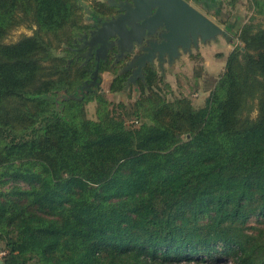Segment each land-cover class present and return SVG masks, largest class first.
<instances>
[{"label":"trees","instance_id":"trees-1","mask_svg":"<svg viewBox=\"0 0 264 264\" xmlns=\"http://www.w3.org/2000/svg\"><path fill=\"white\" fill-rule=\"evenodd\" d=\"M84 1L0 0L2 264H264V0L199 105L150 65L135 101L107 99L77 49ZM20 26L33 33L8 42Z\"/></svg>","mask_w":264,"mask_h":264},{"label":"water","instance_id":"water-1","mask_svg":"<svg viewBox=\"0 0 264 264\" xmlns=\"http://www.w3.org/2000/svg\"><path fill=\"white\" fill-rule=\"evenodd\" d=\"M117 6L121 12L116 18L106 20L91 32V45L100 43L106 48L112 40V48L123 56L132 54L140 47L142 54L135 53L131 65L139 69L155 58L173 61L181 50L198 47L200 41L207 42L219 34H230L227 28L191 3L190 0H132ZM157 36L158 39H153ZM136 45V46H135ZM97 50V52H98ZM99 68L96 70V73ZM3 260L0 259V264Z\"/></svg>","mask_w":264,"mask_h":264},{"label":"rangeland","instance_id":"rangeland-1","mask_svg":"<svg viewBox=\"0 0 264 264\" xmlns=\"http://www.w3.org/2000/svg\"><path fill=\"white\" fill-rule=\"evenodd\" d=\"M95 1L97 0L84 1V6L86 8L84 19L88 23H91L90 10L94 8L93 3H95ZM101 1H105L106 3L111 5V0ZM190 1L192 4L200 8L205 14H207L210 18L216 21L223 28H225V24H227L225 22H227V20L223 21L222 16L217 12L218 6H220V9H224L231 15H240L241 17L238 16V24H240V22L242 21H246L254 13V10L249 7V2L246 0H242L244 1L243 3L236 4H232V0H224L222 5H216L217 10L215 12L209 11L207 7H205L206 5L204 3H199L196 0ZM237 6L238 8H236ZM112 7L114 6L112 5ZM117 12L118 10L115 7L114 11L110 15H114ZM223 18H228V16H225ZM256 21L264 24V16L257 15ZM24 33L32 34L33 28L28 26H20L13 30L6 40L8 42L16 41ZM227 36L228 34H219L216 38H212L207 42L200 41L199 46L197 48L192 47V49L188 51L181 50L180 55L173 61L164 59L163 62L160 63V61H158L157 59L154 60V65L152 67L158 70L159 75L163 76L164 82L161 84V89L167 95L168 98L173 99L177 96L187 95L193 99L196 105L203 103L205 97H207L209 93L208 91L204 90L205 86L208 85L207 81L213 79L215 76H219L224 70L226 63L225 56L229 51L228 46H233V44L229 41L233 39L235 43L238 42V39L235 36ZM215 40H220L219 42L221 43L220 45L217 44L218 46H216V48L214 45ZM210 43L214 44L211 45ZM115 52L116 50L114 48L113 51L110 52V54L114 57ZM135 53L136 52H133L132 54H130V56L126 55L122 60H117L114 57L113 64L117 65V67L119 68L117 73L111 70H103L98 74L100 77V81L97 88L107 97V99L116 103L124 102L130 104L140 96V78H138L137 82L135 83L132 81L127 85V87L122 90L112 91L110 89L111 83L117 77L118 73L122 71L123 65L130 62L134 58ZM160 64L162 66H159ZM129 71L130 70H125L123 72L128 73L129 75ZM198 75L201 76L200 80L197 77ZM96 107L97 102L95 100L90 101L86 104V112L89 117H96ZM2 255H4V248L3 244L0 242V259ZM193 264L212 263L205 261ZM218 264L232 263L230 261L225 262V260L222 259V261L218 262Z\"/></svg>","mask_w":264,"mask_h":264},{"label":"flooded vegetation","instance_id":"flooded-vegetation-1","mask_svg":"<svg viewBox=\"0 0 264 264\" xmlns=\"http://www.w3.org/2000/svg\"><path fill=\"white\" fill-rule=\"evenodd\" d=\"M121 2H130V3H133L132 0H111V6L113 5L114 7L117 8V6L121 3ZM121 12H117L115 13L114 15H110V16H107V17H101L98 19L97 22H95L92 17H91V24L93 25V27L89 30V33L88 34H85L83 37H82V42L80 43V46L77 47V49H80L81 47H83L84 49L82 51H80L81 55L85 57V59H93V63L96 65L93 73H95V76H93V80L94 82L92 83H97L98 81L97 78H98V73H96V70L99 68V64L102 62V59L106 58V56L111 52L113 51L114 48H112V43L113 41L111 40L110 41V44H107V47L106 48H100L98 50V48L101 46L100 43H96V44H93L91 45V38H92V34L91 32L95 29V27H98L102 24V22L106 21V20H110L112 18H116ZM153 39H158L157 36H154ZM136 46V45H135ZM138 47V46H137ZM136 47V48H137ZM134 48L132 50V52H136V53H139V54H142L143 51L142 49L139 47L138 50ZM98 50V52H97ZM116 50V48H115ZM128 52H125L123 54V56H120V52H115V56H116V59L117 60H122L124 59V57L127 55ZM157 59L158 61H160L158 58H155ZM154 59V60H155ZM166 59L168 60V58L166 57ZM154 60L151 61V62H146L143 66H142V69H139V65L137 64H134V65H131V61L124 64L123 67H122V71H125V70H130L129 71V75H128V82L131 83L132 81L135 83L137 82V79L138 78H143L144 77V74H145V70L147 68V66H153L154 65ZM162 61H160V63H162ZM159 66H162L161 64ZM98 72V71H97ZM95 77V78H94ZM99 85V83H97V86Z\"/></svg>","mask_w":264,"mask_h":264},{"label":"crops","instance_id":"crops-1","mask_svg":"<svg viewBox=\"0 0 264 264\" xmlns=\"http://www.w3.org/2000/svg\"><path fill=\"white\" fill-rule=\"evenodd\" d=\"M223 1L224 0H211V3H210V5H207V6H205V7H207V9L209 10V11H211V12H215L216 10H217V6L216 5H222V3H223ZM246 1H249V0H246ZM244 1H242V0H232V4L233 3H243ZM234 4V5H235ZM239 6V5H238ZM238 6L236 7V8H238ZM197 7V6H196ZM200 9V8H199ZM201 10V9H200ZM202 11V10H201ZM218 11H220L219 12V14L222 16V19H223V21H226L227 20V22H225V23H227V24H225V28H227L228 29V31L230 32V34H228V36H230L231 35V33H233V32H235L236 31V29L239 27V24H238V19H239V17H241L240 15H236V14H230V13H228V12H226L224 9H220V6H218V10H217V12ZM224 11H225V13H224ZM225 16H228V18H223V17H225ZM239 16V17H238ZM238 26V27H237ZM227 36V37H228ZM232 36V35H231ZM234 37V36H233ZM220 40H215L214 41V43H210L211 45L212 44H214L215 45V48H216V46H218L217 44H221L220 42H219ZM230 43H232L233 44V46L231 47V46H228V48H229V51H228V53L226 54V59H227V56H228V54L233 50V48H234V40L233 39H231L230 41H229ZM229 45V44H228ZM226 59H225V61H226ZM217 60V59H216ZM215 61V60H214ZM218 61V60H217ZM212 70V69H211ZM200 78H201V76H199V80H200ZM206 98V97H205ZM205 100V99H204Z\"/></svg>","mask_w":264,"mask_h":264},{"label":"built area","instance_id":"built-area-1","mask_svg":"<svg viewBox=\"0 0 264 264\" xmlns=\"http://www.w3.org/2000/svg\"><path fill=\"white\" fill-rule=\"evenodd\" d=\"M133 122V121H132Z\"/></svg>","mask_w":264,"mask_h":264}]
</instances>
